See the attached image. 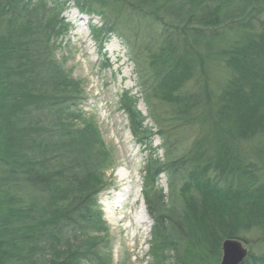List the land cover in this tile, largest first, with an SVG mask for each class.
Listing matches in <instances>:
<instances>
[{
  "label": "trees",
  "instance_id": "trees-1",
  "mask_svg": "<svg viewBox=\"0 0 264 264\" xmlns=\"http://www.w3.org/2000/svg\"><path fill=\"white\" fill-rule=\"evenodd\" d=\"M107 1L120 16L126 9L154 19L162 32L152 40L154 51L145 57L148 66L157 59L160 62V79L153 77V86L144 84L151 92L148 98L167 104L175 117L193 110L194 120L206 122L211 131L216 157L211 156L206 163L196 162L194 168L190 160L172 162H180L174 172L185 167L186 179L184 175L174 176L185 180L180 191L196 192L183 202L181 213L190 229L186 236L196 258L219 264L223 240L249 244L242 237L247 232L257 230L256 242L264 241V182L251 176L253 168L246 164L242 147L258 139V153L264 159V0H80V8L101 18ZM157 1L165 3L164 14L171 16L172 23L161 21L152 12ZM31 4L30 0H0V264H107L98 250L107 233L96 202L100 176L86 168L88 153L83 154V150L72 151L74 161L83 159L79 171L74 161L69 166L56 149L49 150L61 145L62 139L70 147H87L92 142L89 130L86 125L75 129L61 124L59 113L54 114L56 122L50 125L28 117L46 95L49 108L56 112V108L75 101V94L65 91L67 87L75 90V86H67L68 78L49 53L42 56L38 51L41 45L48 48L50 37L45 32L41 38L42 28L27 13ZM36 4L51 15L49 28L54 32L58 14L41 1ZM104 18L106 33L118 32L109 29L117 26L109 17ZM230 35L231 42L221 44ZM174 36L181 38V47L172 41ZM124 40L130 50L129 37ZM204 62L222 65L229 73L227 83L218 93L202 82L199 93L183 94L189 82L199 83L206 77ZM13 67L22 71L21 79H14L16 72L8 77ZM137 105V99L127 93L119 101L134 138L147 134L143 127L146 117ZM47 127L56 128L60 134L53 137V129L45 134ZM94 131L102 149L99 159L107 164L109 159ZM211 169L217 173L223 169L233 183V177L244 180L236 186L220 187L210 178ZM163 173L165 167L158 159L146 161L142 196L158 249L174 244L176 247L170 246L179 255L181 242L178 240L177 246L173 237L179 226L172 218L167 219L165 198L157 183ZM243 264H264V251L260 255L249 251Z\"/></svg>",
  "mask_w": 264,
  "mask_h": 264
},
{
  "label": "rangeland",
  "instance_id": "rangeland-1",
  "mask_svg": "<svg viewBox=\"0 0 264 264\" xmlns=\"http://www.w3.org/2000/svg\"><path fill=\"white\" fill-rule=\"evenodd\" d=\"M30 1L32 4L27 13L42 28L41 38L44 37L45 32H49L48 37H50L49 49L41 45L38 51L42 56L49 53L50 58L66 75L65 78H68L67 86H75V90H70L68 87L65 89L75 94V101L68 104V107L66 104L65 107L56 108V112L54 108H49L48 95H46L44 102L37 107L36 111L30 112L28 117L32 122L50 125L55 124L54 114L59 113L62 116L58 114L57 120L61 124H70L75 129L84 128L83 125H86L89 130L92 140L89 146L78 144L76 148L70 147L68 142L62 139L59 142L61 145L49 150L56 149L57 155H63V163H69V166L74 161L72 151L83 150V154L88 153L85 156L86 168L90 169V173L95 175L94 172H96L100 176L101 182L96 189L99 191L96 202L102 219L106 223L107 233L104 234L106 237H104L103 246H100L98 250L102 251L107 258V264H182V260L187 264H208L207 259L196 258L197 254L192 245H189L186 236L190 229L181 218L183 202L193 197V194L196 195V192L180 191L183 188L181 186L184 184V179L187 178L184 172L185 167L181 170L176 169L174 172L173 169L180 167V162L175 164L172 162L190 160L191 168H194L196 162L206 163L211 156L216 157L217 154L215 155L213 137L207 123L195 121L193 110L188 112L190 114L184 116L180 114L175 117L167 104L148 98L151 92L144 84L147 82L148 85L153 86L156 83L153 77L160 79L157 76L160 72L158 59L149 66L145 59L156 48L152 40L162 33L153 23L154 19L144 18L126 9L122 10L123 14L120 16L119 10L107 1L102 11L109 17L110 23L113 25L115 23L117 26L109 29L115 32L118 30L116 33L107 34L103 29L105 16L100 18L81 10L80 0ZM39 1L46 5L47 9L58 14L54 32H51L49 28L51 15L36 4ZM164 4L157 1L152 12L160 16L161 21L172 23L171 16L164 14ZM80 19H82L81 22H79ZM120 31L124 35L122 38ZM32 33H36V30L33 29ZM124 37H129L130 50L127 45L125 46ZM227 38H224L221 44L231 42V35ZM173 39L177 47H181V38L174 36ZM136 57H138L137 61ZM208 63L204 62L206 77L199 83L189 82L187 88L183 89V94L199 93L202 82H205L208 89L218 93L227 83L228 71L222 65L215 66L216 64L210 63L208 65ZM15 72L17 74L14 79H21L22 71L18 72L14 67L8 77L11 79ZM124 93L137 99V109L142 116L146 117L143 124L147 131L145 137L134 138L130 133L126 116L119 106L120 98ZM47 128L45 134L52 132L53 128ZM95 129L107 154L106 157L109 159L107 164L99 159L102 149L95 137ZM53 130H55L53 137L60 134L56 128ZM242 147L247 154L246 164H250L253 168L251 176L259 182H264L262 169L264 159L258 153V139H252ZM148 159H158L165 167V173L159 176L157 183L165 198L167 219L172 218L173 222H177L179 226V229H174L173 234L177 246L178 240L181 242V246L178 247L179 255L177 249L170 246L176 247L174 244L166 243L160 251L159 244L153 240L150 233L153 223L146 212L142 196L143 172ZM74 162L76 170L79 171L83 167L82 157ZM170 164H172L171 168L167 169ZM215 171L211 169L210 178L220 187H227L229 184L236 186L238 181L244 180L242 177L239 179L233 177L235 178L233 183L226 178V172L223 169V172ZM176 174L184 175V179L178 180L179 178L174 177ZM119 175L122 177L120 178ZM119 190L125 191V197L122 203L115 204L110 193ZM134 213H141L149 222L148 227L145 225L137 227L132 220ZM258 235L259 232L255 230V232L244 233L242 236L249 243L246 245L244 243V246L254 255H260L264 251V241L256 242ZM95 242L97 245L100 244L98 240ZM185 256L192 259L186 260Z\"/></svg>",
  "mask_w": 264,
  "mask_h": 264
},
{
  "label": "water",
  "instance_id": "water-1",
  "mask_svg": "<svg viewBox=\"0 0 264 264\" xmlns=\"http://www.w3.org/2000/svg\"><path fill=\"white\" fill-rule=\"evenodd\" d=\"M264 168V163H263ZM220 264H242L247 256V250L237 240L227 239L221 244Z\"/></svg>",
  "mask_w": 264,
  "mask_h": 264
},
{
  "label": "bare ground",
  "instance_id": "bare-ground-1",
  "mask_svg": "<svg viewBox=\"0 0 264 264\" xmlns=\"http://www.w3.org/2000/svg\"><path fill=\"white\" fill-rule=\"evenodd\" d=\"M72 18H74V16L72 15ZM82 21V19H80L79 20V22H81ZM79 23L77 24V28L79 29ZM263 163H264V161H263ZM263 163H262V169L264 170V168H263ZM119 177L121 178L122 177V175H119ZM111 194V196L113 197L112 198V201H113V203H115V204H119V203H122L123 202V200H124V197H125V191L124 190H119V191H116V192H111L110 193ZM132 220H133V222H134V224L137 226V227H139V226H141V225H145V226H147L148 227V223L149 222H147V219L146 218H144L143 216H142V214L141 213H134L133 215H132ZM145 231H147V230H145ZM231 240V239H230Z\"/></svg>",
  "mask_w": 264,
  "mask_h": 264
}]
</instances>
